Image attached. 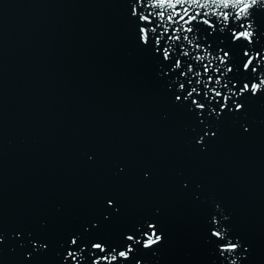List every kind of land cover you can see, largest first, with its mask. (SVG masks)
<instances>
[{
	"label": "water",
	"instance_id": "95a60500",
	"mask_svg": "<svg viewBox=\"0 0 264 264\" xmlns=\"http://www.w3.org/2000/svg\"><path fill=\"white\" fill-rule=\"evenodd\" d=\"M158 11L154 0H0V264H92L129 246L118 264H264V91L250 90L264 79V0L239 20L231 4L220 11L233 19L202 14L214 27L194 23L179 41ZM141 28H155L148 44ZM152 231L161 240L145 249Z\"/></svg>",
	"mask_w": 264,
	"mask_h": 264
},
{
	"label": "snow or ice",
	"instance_id": "6c2138e0",
	"mask_svg": "<svg viewBox=\"0 0 264 264\" xmlns=\"http://www.w3.org/2000/svg\"><path fill=\"white\" fill-rule=\"evenodd\" d=\"M257 3V0H205L204 4L200 3V0H191V3H189V0H154V6H158L160 8V11L156 12L155 15L158 16L160 18V23L164 24L165 23V19L167 22H171L173 24H179V27H173V28H165L164 31V35H167V33L169 31H172L173 35L169 36V40H176L179 41L181 39L180 35H176V33H181V32H186V33H193L194 28L192 27V25L194 23H202L204 25H207L208 27H214V25L210 22L209 18H203V19H198L201 17V15L203 14V17H209L210 13L211 15H219L220 17H222L223 21H227L228 19H233V14L230 17V13L228 11H220L221 7L224 9L229 8L230 4L232 7L237 8V11L234 13V19L239 20L244 18V16L247 15V10L254 4ZM184 4H188V7H183ZM191 4H197L201 9H209V10H205L203 11V13H201L200 11H195L194 9H191ZM169 6L171 7L172 11H169L168 8ZM214 6V7H212ZM239 6V7H237ZM177 7H182L183 8V14H181V12L179 11H175V9ZM194 13V14H193ZM241 14H244V16H242ZM133 15H136V10L133 9ZM152 13H149L148 15H141L140 16V20L143 23H147L150 24L151 20L149 19L150 16H152ZM177 17L179 19H177ZM180 21H183V24H180ZM185 25H190L188 27H184ZM241 27H244V25H241ZM140 33H141V41L144 44H148L151 40H150V33H155V28H150V29H145V28H141L140 29ZM233 38L239 39L241 38V34L239 32H233ZM184 41H187L190 45H194V47L196 49H199L201 46L199 45H195L193 43L192 39H189L188 35H184L183 36ZM155 45L157 47V49L160 48V36H157L155 39ZM170 47L169 46H165L163 48V58L164 59H168L169 56L171 55L170 52ZM221 51H223V49H221ZM185 55H187V52L185 51L184 53ZM244 55H248L247 52L244 53ZM229 57V52L227 51H223V55H217L215 58L219 60V62L221 64L226 65L228 60L227 59ZM181 61L177 60L175 63V66L179 67ZM252 58L249 57V59L247 60L246 63L243 64V69L245 72H249V69L251 72H256L257 67H250L252 66ZM207 68V66H205ZM188 71L192 72V65L189 64L188 66ZM216 71H220L219 68L216 69ZM225 71L226 72H233V67H225ZM186 73L181 72L180 75H185ZM198 72H192L193 76L198 75ZM209 80H211V76H209L208 78ZM228 80H231V78H229ZM217 82H219V78H217ZM227 84V81H226ZM236 85H233V88H235ZM180 88L183 89L184 88V84H180ZM251 92L253 95H256V92L259 90L260 91H264V79L260 80L259 84L256 83H252L251 84ZM196 89L192 88L190 91H188V97L192 95L193 92H195ZM215 92V95L219 96L221 95L220 92L215 91L214 89L212 90ZM249 91V84L248 83H244L243 84V88L240 90L239 95L243 96L245 93H247ZM229 92L232 93L233 96L237 95L235 92H232L231 90H229ZM177 99L179 100L180 97L177 96ZM225 101L228 100V97L225 96L223 98ZM193 104L196 105L197 108L203 109V105L198 104L195 100L193 101ZM228 103H225V105H227ZM242 106L241 105H236L237 110L239 111L240 108ZM148 229L151 231L155 225L149 224ZM213 236H215L216 238H222L221 233L220 232H213L212 233ZM154 237V239H153ZM127 241L131 242V243H139L138 240H135L134 237L132 235H129L126 237ZM161 240V237L159 235H157V233L155 231H152L151 235H146V240L144 243V248L148 249L151 248L155 245H157ZM71 244L72 245H77L78 241L77 239H72L71 240ZM92 248L94 250H98L101 253H104L106 250L105 248L100 244V243H94L92 244ZM237 245L236 244H229L225 247L222 248V251H234L236 250ZM133 251L132 247H128L127 251H120L118 253V256L115 254H111L109 253L108 255L102 256L100 258L94 259L92 261V264H100L101 260L104 261H108V264H118V257L119 259H123V260H127L129 258V253H131ZM68 256H71V251H69ZM233 264H235V262H233Z\"/></svg>",
	"mask_w": 264,
	"mask_h": 264
}]
</instances>
